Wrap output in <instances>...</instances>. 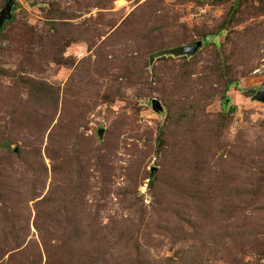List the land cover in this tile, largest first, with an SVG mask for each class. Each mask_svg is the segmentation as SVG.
<instances>
[{
  "label": "rangeland",
  "instance_id": "rangeland-1",
  "mask_svg": "<svg viewBox=\"0 0 264 264\" xmlns=\"http://www.w3.org/2000/svg\"><path fill=\"white\" fill-rule=\"evenodd\" d=\"M14 1L0 37V142L16 140L11 154L0 145V264H50L38 202L64 198L76 174L93 175L77 224L86 249L99 240L91 264H264V0ZM197 42L194 55L168 53ZM24 76L54 86L58 105L29 102ZM59 126L67 160L53 163ZM49 211L56 260L85 264L65 255L68 232Z\"/></svg>",
  "mask_w": 264,
  "mask_h": 264
},
{
  "label": "trees",
  "instance_id": "trees-1",
  "mask_svg": "<svg viewBox=\"0 0 264 264\" xmlns=\"http://www.w3.org/2000/svg\"><path fill=\"white\" fill-rule=\"evenodd\" d=\"M9 1V0H7ZM7 6V2L6 5H4V8L2 9L1 13L3 12V10L6 8ZM234 10H232L233 12ZM1 13H0V17H1ZM232 16V15H230ZM235 17V14L233 13V19ZM13 18L9 21H6L2 26H0V37L1 35L5 32L6 28L8 25H13L14 20ZM226 21V20H225ZM230 27V24H226V22L224 24H222V31H227ZM217 34H206L203 37L204 43L205 45H209L212 41V39L214 37H216ZM181 48H175L173 50H171L172 52H168L170 54L179 56L181 55L180 53ZM167 53L165 52H161L160 54L156 55L155 57H159V56H163L166 55ZM224 72V71H222ZM3 73H6V71H2L0 70V77L3 76ZM223 76V73H221ZM8 75V74H7ZM21 83H19L17 86H19V92H23L25 95H27L28 97V101L29 102H37L40 104L41 108L43 109H48L50 107H52V105H58V103L60 102V93L55 89L54 86H52L51 84L44 82V81H39L36 78H32L29 76H24L21 77ZM20 82V81H19ZM237 84V82H232L229 81L226 83V87H225V92H229V89L234 85ZM36 112L39 114V110H36ZM75 116L73 115H69L67 116V118H69V124L67 123V132L71 133V132H78V129L80 128L79 124L76 123L77 118H73ZM64 124V123H63ZM57 128V129H56ZM58 128L60 130H62V128L59 127H55L53 129V131L50 134L49 137V141H48V145L46 147V153H47V157L53 162L55 163L56 161H60V162H65L67 160V155L65 152V140H66V136L63 134V130H62V134L58 133ZM57 132H56V131ZM0 142V145L2 147V150L4 152H6V154H11L13 152L12 150V146L16 143V140L9 138V136L6 137L5 140H3V143ZM26 147V146H25ZM15 152V151H14ZM99 159L96 162V167L98 170H100V172L102 173L101 175V179H102V185L104 183H107L111 180V176L108 173V166L106 164H104V160L106 159V154L102 153V150L99 151ZM73 167H70V169H72ZM84 169H78L79 171H82ZM96 171V170H95ZM77 178H81V181L79 179V181L77 182V179H67L66 183H64V188H59V194L63 195L64 198L60 199L58 197V199L55 197L54 195L50 196H46L44 197L42 200H40L38 202V207H37V215H36V219L34 222V226L37 230V232L40 235V239L42 242V246L45 249V251L48 253L49 255V263L50 264H65L60 260H56V256H54V252L55 251H59L60 249V245H54L51 238H50V234H49V228L51 224H54L52 219L51 220H45L46 219V209H49V213L52 212V214L49 216L51 218L56 217L61 221L63 228L62 231H67L69 234V236L67 237L66 234V238L67 240L65 241L66 247L68 252H65V255H69L71 257H76V256H80L82 257V261L86 262L85 264H91L90 259L93 257L92 255L94 254V249H95V245L98 244L99 240H97V238L92 237L91 242L89 241V248H85L84 246V240H87V237L84 238V236L82 234H80L81 229H83L81 226L77 225L79 224V219L81 218L80 213H82L81 211H79V208H81L82 210H86L83 202L86 201V196H84L86 193H89V189L90 187V182H91V178H93V175L91 174H82L83 176L81 177L80 174H76ZM108 175V176H106ZM83 177H85V183H82V181H84ZM194 181V180H193ZM80 184V185H79ZM79 185V186H78ZM78 186V187H77ZM77 187V189H76ZM186 188V187H185ZM192 188V187H191ZM61 189V190H60ZM71 190V192H70ZM76 190V191H74ZM190 193H195L197 194L196 190L193 188L192 191ZM84 194V195H83ZM56 196V195H55ZM84 198V200H83ZM184 215H189L192 216V212L191 211H185ZM152 217V216H151ZM183 217V215H182ZM150 222L154 221V218H152L151 220H149ZM127 222H123L120 224L119 229L122 232V235L120 237L126 238L128 239V237L130 236L131 231V227H133L134 225H132V223L130 224H126ZM55 225V224H54ZM95 228H98V224L95 222ZM94 225L92 224L93 230ZM97 230V229H96ZM117 230V228H116ZM118 230L116 232H118ZM97 233L94 234L93 236H97ZM8 237V236H7ZM8 239H10L8 237ZM21 239H23L22 236H20L19 234H17L14 238V242L18 241V245L20 244ZM2 244H8L7 240L4 238L0 239ZM223 244H221L223 247H227V243L228 241H224L222 242ZM87 244V243H86ZM216 247V246H215ZM76 248V249H75ZM214 248V247H213ZM212 247H209V244H206L204 249L207 250L205 251V253L210 252L211 249H213ZM57 249V250H56ZM54 250V251H53ZM203 254V253H202ZM87 255V256H86ZM201 257V256H200ZM86 258H88V261L86 260ZM81 259V258H80ZM66 264H69L66 263ZM70 264H74V262H71ZM93 264H95L93 262Z\"/></svg>",
  "mask_w": 264,
  "mask_h": 264
},
{
  "label": "water",
  "instance_id": "water-1",
  "mask_svg": "<svg viewBox=\"0 0 264 264\" xmlns=\"http://www.w3.org/2000/svg\"><path fill=\"white\" fill-rule=\"evenodd\" d=\"M15 1L9 0L7 3L6 8L1 13L0 17V26H2L6 21H9L13 18L12 11H13V5ZM203 47V42H197L196 44L190 46V47H184L180 50L181 55H194L198 52L199 49ZM257 100L264 102V85L260 87L258 94H257ZM156 106V105H155ZM105 130H101L99 135L102 137ZM19 150H15L16 153H18Z\"/></svg>",
  "mask_w": 264,
  "mask_h": 264
}]
</instances>
